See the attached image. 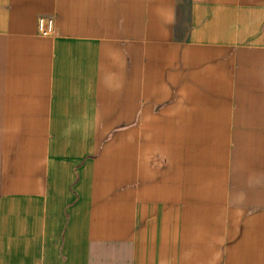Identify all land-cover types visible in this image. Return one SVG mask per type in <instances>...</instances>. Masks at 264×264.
I'll use <instances>...</instances> for the list:
<instances>
[{
    "label": "crops",
    "instance_id": "crops-1",
    "mask_svg": "<svg viewBox=\"0 0 264 264\" xmlns=\"http://www.w3.org/2000/svg\"><path fill=\"white\" fill-rule=\"evenodd\" d=\"M0 264H264V0H0Z\"/></svg>",
    "mask_w": 264,
    "mask_h": 264
},
{
    "label": "built area",
    "instance_id": "built-area-1",
    "mask_svg": "<svg viewBox=\"0 0 264 264\" xmlns=\"http://www.w3.org/2000/svg\"><path fill=\"white\" fill-rule=\"evenodd\" d=\"M38 30L41 34L46 35L52 33L54 30V21L52 18L45 16L39 17L38 19Z\"/></svg>",
    "mask_w": 264,
    "mask_h": 264
},
{
    "label": "bare ground",
    "instance_id": "bare-ground-1",
    "mask_svg": "<svg viewBox=\"0 0 264 264\" xmlns=\"http://www.w3.org/2000/svg\"><path fill=\"white\" fill-rule=\"evenodd\" d=\"M178 164V163H177ZM173 168V167H172ZM159 178V177H158ZM181 186V185H180ZM147 249V248H146Z\"/></svg>",
    "mask_w": 264,
    "mask_h": 264
}]
</instances>
